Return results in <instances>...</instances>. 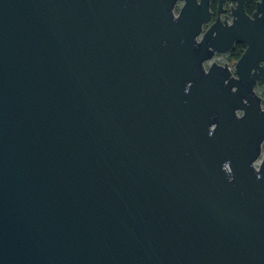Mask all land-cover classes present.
I'll use <instances>...</instances> for the list:
<instances>
[{"label":"water","instance_id":"obj_1","mask_svg":"<svg viewBox=\"0 0 264 264\" xmlns=\"http://www.w3.org/2000/svg\"><path fill=\"white\" fill-rule=\"evenodd\" d=\"M257 85L264 0H0V264H264Z\"/></svg>","mask_w":264,"mask_h":264},{"label":"rangeland","instance_id":"obj_2","mask_svg":"<svg viewBox=\"0 0 264 264\" xmlns=\"http://www.w3.org/2000/svg\"><path fill=\"white\" fill-rule=\"evenodd\" d=\"M226 61H228V59H227V53H220V54L216 55L213 59H211V60H207L206 65L208 66V65L211 64L212 62H216V63H218V64H224ZM229 61H230V60H229ZM229 61H228V62H229ZM229 65H230L231 68H232V63H230ZM256 92H257V94H259V96H261V98H262V100H263L262 108H264V90H263V88L258 87V88L256 89ZM256 162H259V160L256 161ZM256 164H257V163H256Z\"/></svg>","mask_w":264,"mask_h":264},{"label":"flooded vegetation","instance_id":"obj_3","mask_svg":"<svg viewBox=\"0 0 264 264\" xmlns=\"http://www.w3.org/2000/svg\"><path fill=\"white\" fill-rule=\"evenodd\" d=\"M236 43H238V42H236ZM236 43H235V44H236ZM239 43L242 44V45H244V47H245V44H244L243 42H239ZM231 50H232V49H231ZM229 52H230V51H229ZM229 52H226V53H227V59H228V61H229V60H230V61H229V62L226 61L225 63L228 65L229 69L232 70V68H231V66H230L229 64H230V63H233V61H234L235 59H230V58H229V56H228V53H229ZM218 54H220V53H215V54L212 56L211 59H213V58H214L216 55H218ZM211 59H209V60H211ZM206 62H207V61L204 62V67H205V69H207V67H208V66L206 65ZM258 87H261V88H263V90H264V86H262V85H257V86L255 87V91H256V89H257ZM258 95H259V94H258ZM260 97H261V96H260ZM261 99H262V98H261ZM261 104L263 105V100H261ZM262 148H263V150H264V142L262 143ZM263 150H262V153H263Z\"/></svg>","mask_w":264,"mask_h":264},{"label":"trees","instance_id":"obj_4","mask_svg":"<svg viewBox=\"0 0 264 264\" xmlns=\"http://www.w3.org/2000/svg\"><path fill=\"white\" fill-rule=\"evenodd\" d=\"M244 45L240 44L239 42L235 44L234 48L230 50L228 56L230 59H237L241 53L243 52Z\"/></svg>","mask_w":264,"mask_h":264}]
</instances>
